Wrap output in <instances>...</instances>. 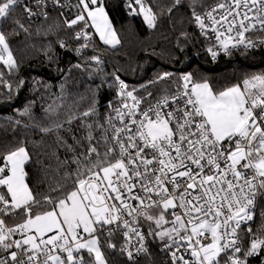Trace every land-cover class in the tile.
I'll use <instances>...</instances> for the list:
<instances>
[{
  "label": "snow or ice",
  "instance_id": "6c2138e0",
  "mask_svg": "<svg viewBox=\"0 0 264 264\" xmlns=\"http://www.w3.org/2000/svg\"><path fill=\"white\" fill-rule=\"evenodd\" d=\"M126 8L149 29L187 9L213 60L264 48V0H127ZM90 29L105 45L121 43L104 0H0V89L9 99L26 84L9 79L23 63L12 47L21 34L71 32L76 47L58 38L38 50L50 63L57 48L75 52L83 62L72 68L101 76L83 91L66 79L38 111L32 100L16 110L22 119L8 118L25 132L0 150V264H112L116 251L126 264H157L152 244L167 258L160 264H264V225L250 223L257 209L264 220V73L217 88L192 72L161 71L130 87L117 70L101 105L104 61L84 56L95 51ZM190 35L180 32L178 50ZM34 151L51 161L40 166L42 192L29 182Z\"/></svg>",
  "mask_w": 264,
  "mask_h": 264
},
{
  "label": "trees",
  "instance_id": "16d2710c",
  "mask_svg": "<svg viewBox=\"0 0 264 264\" xmlns=\"http://www.w3.org/2000/svg\"><path fill=\"white\" fill-rule=\"evenodd\" d=\"M152 2V0H150ZM161 6L168 5L171 0H154ZM127 0H104V5L108 11L109 18L112 20L113 27L120 36L121 43L115 48L103 44L99 39L93 41L84 53V56L100 54L104 61V83L100 88L99 95L102 97L101 105L104 104L103 98L110 99L115 92L109 85L114 81L111 73L118 70V74L124 79L130 87H139L151 80L158 72L169 71L173 73V79L180 75L192 72L198 79H208L217 88H223L241 82L245 77L252 74L264 73V48L245 52L243 49L233 51L231 55H223L218 60H213L205 51L208 46L204 38L199 34L193 24L187 22V9H181L171 18L167 15L162 18L161 23L156 29H149L143 23L140 16H131L126 8ZM66 15H69L66 13ZM185 17L183 24L178 20L181 16ZM57 16L52 13L53 23ZM71 18V15H69ZM39 19L35 23H39ZM35 26V24H34ZM7 28V23H5ZM181 31H188L191 35L187 42L180 38V47L183 51L177 49V39ZM71 32H60L58 35H52L47 38L26 39L23 34L20 37L12 38V47L18 59H22L19 74H13L9 79L15 87L19 79H24L26 84L17 93L13 91L11 99L5 90L0 89L3 95H0V125L7 127V131L0 128V150H7L14 147L16 141L21 139V133L25 130L20 127L15 132L8 127V118L22 119L17 114V109H23L24 105L32 100L37 101L36 111L39 110L41 96L47 97L49 93H59L61 84L67 79L68 84L73 86L72 91H83L85 88L101 84V76L94 75L89 78L87 72L72 68L76 63H82L83 58L75 52L57 48V59L48 62L42 51H39L41 44H46L48 40L53 43L59 39H65L74 48L77 46L75 40L71 38ZM36 44L37 48L30 46ZM27 46V47H26ZM95 67V65H93ZM71 69V79H68ZM41 81L42 85L49 86L46 90L42 85L34 87L35 81ZM37 88L39 90H37ZM26 123L27 121L24 120ZM30 140H38L39 134L27 132ZM31 149V144L29 145ZM34 163L28 166L30 185L37 192L46 190V185L40 183V166L42 163H50L45 156L33 152ZM260 211V209H259ZM19 217L8 222H19ZM264 225V220L257 216L251 223L253 230L259 229ZM153 252V259L160 264V261L166 260V256L157 252L155 244L150 245ZM112 264H126V259L118 251L109 253ZM141 264H145L147 257H141ZM252 264H258L253 259Z\"/></svg>",
  "mask_w": 264,
  "mask_h": 264
},
{
  "label": "built area",
  "instance_id": "2783aa9c",
  "mask_svg": "<svg viewBox=\"0 0 264 264\" xmlns=\"http://www.w3.org/2000/svg\"><path fill=\"white\" fill-rule=\"evenodd\" d=\"M73 2H74V0H73ZM66 13H67V11H66ZM68 14V13H67ZM38 20V19H37ZM90 31H91V33H92V35H93V41H95V40H97L98 39V36H97V34L95 33V30L94 29H90ZM198 31V30H197ZM257 50V49H256ZM251 51H254V50H251ZM223 55H225V54H223V53H221L215 60H218L221 56H223ZM212 58V57H211ZM257 212H259V209H257ZM253 222V221H252ZM252 222H250V223H252ZM125 257V256H124ZM125 259H126V257H125Z\"/></svg>",
  "mask_w": 264,
  "mask_h": 264
},
{
  "label": "rangeland",
  "instance_id": "374dc122",
  "mask_svg": "<svg viewBox=\"0 0 264 264\" xmlns=\"http://www.w3.org/2000/svg\"><path fill=\"white\" fill-rule=\"evenodd\" d=\"M95 30V29H94ZM97 36H98V39L100 40V38H99V35L97 34ZM101 41V40H100ZM102 42V41H101ZM103 43V42H102ZM108 46V45H107Z\"/></svg>",
  "mask_w": 264,
  "mask_h": 264
}]
</instances>
